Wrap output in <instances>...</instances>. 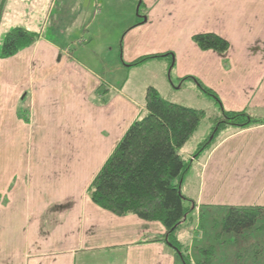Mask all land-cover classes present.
Masks as SVG:
<instances>
[{
    "label": "crops",
    "instance_id": "obj_1",
    "mask_svg": "<svg viewBox=\"0 0 264 264\" xmlns=\"http://www.w3.org/2000/svg\"><path fill=\"white\" fill-rule=\"evenodd\" d=\"M40 1L47 8L44 26L38 27L32 15L24 27L40 35L38 42L0 59L5 69L0 74V148L30 152L17 156L16 150L10 160L0 154V264H183L160 241L166 233L160 222L104 210L92 201L89 187L144 113L149 87L181 105L184 87L204 99L188 79L193 78L214 91L227 112L264 118V0H140L144 16L126 27L119 53L108 61L94 60V67L72 55L70 44L60 38L63 32L46 35L59 0ZM82 1L62 0L66 16L61 19L81 17ZM30 10L25 9L26 18ZM205 33L226 39L229 51L201 50L193 37ZM77 43L90 44L84 38ZM165 54L173 56L127 67ZM143 75L146 79L138 82ZM102 83L106 94L99 92ZM208 123V131L199 128L192 137L194 151H181L192 158L181 190L196 218L200 223L208 216L223 218L234 206L264 208V125L227 127L196 159L192 155L212 130ZM199 226L185 228L180 242L201 239Z\"/></svg>",
    "mask_w": 264,
    "mask_h": 264
},
{
    "label": "trees",
    "instance_id": "obj_2",
    "mask_svg": "<svg viewBox=\"0 0 264 264\" xmlns=\"http://www.w3.org/2000/svg\"><path fill=\"white\" fill-rule=\"evenodd\" d=\"M6 2L7 0L0 1V18ZM139 7L141 9L144 4L141 3ZM39 38V34L24 27L12 28L4 37L0 59L15 57L34 46ZM193 41L203 51L213 50L226 54L230 49V43L226 39L213 33L197 34ZM121 47L122 43L120 49ZM172 56L173 54L145 56L127 67H139L150 60ZM188 79L195 81L202 94L213 99L221 111L209 139L199 146L194 158L197 159L204 151L209 150L218 134L227 127L242 130L264 125V118L255 117L248 112H227L214 91L196 79ZM105 89L106 86L102 83L99 92L108 93ZM206 117L205 110L172 103L164 99L154 87H149L144 113L129 127L89 187L92 201L104 210L117 216L134 214L146 221L160 222L166 229L160 241L170 247L183 264H212L216 253L213 246L202 248L199 253L204 258L199 263H194L188 249L178 238V231L194 211L192 206H186L189 200L181 190V183L191 169L192 162L181 151ZM22 118L27 117L23 114ZM263 218V207H228L221 221H214L215 227L220 228L216 236L221 238L227 234L241 235L246 231L264 232ZM260 254L261 249L256 251L255 258H259Z\"/></svg>",
    "mask_w": 264,
    "mask_h": 264
},
{
    "label": "rangeland",
    "instance_id": "obj_3",
    "mask_svg": "<svg viewBox=\"0 0 264 264\" xmlns=\"http://www.w3.org/2000/svg\"><path fill=\"white\" fill-rule=\"evenodd\" d=\"M31 1L32 0H7L4 11H1L2 17L0 18V50L4 37L6 36V29L9 31L17 26L26 27L30 20V17L28 16L33 15L35 17V22L38 27L39 25L41 28L44 26V14L47 10L44 2L40 0H37L36 2ZM61 1L62 0H59L56 8L51 14L53 17L46 28V35L53 36L57 32H63L60 38L70 44L72 55L79 61L88 60L91 63L94 60L108 61L114 58V56L120 51V43H122V39L124 38L126 27H130L136 21L141 20L140 18L144 16L145 13L144 7L141 9L138 7L140 0H87L86 2L84 0L82 1V4H80L84 9L81 17L71 18V21H69L61 19L62 15L66 16L65 11L63 10L64 4H61ZM27 8H32L33 10H30V12L26 14V18L25 9ZM3 14L6 17V22H4L6 25H2ZM70 14H72L71 17L75 15L74 11L70 12ZM12 16L16 19L12 20ZM12 22L18 23L12 24ZM58 23H61L63 26L57 28ZM80 38H84L85 41L87 43L90 42V44L87 45V47L78 44L77 42ZM21 57L27 58L25 60H30L25 53H23ZM91 65L94 67V63ZM94 69L99 72L102 71L97 66ZM102 69L105 76L108 74L111 75L108 68ZM3 73H5V69L0 66V74L3 75ZM16 74L20 73L17 72ZM137 79L138 82H143L146 79V76H138ZM179 87L180 84H178L176 89H179ZM179 92L180 98H178V102L183 103L181 105L206 111L207 117L200 126L201 132L208 131L210 127V125H208V120L211 123V127H213L215 120H217L216 118L221 115V111L216 102L213 99L206 97V95H203L204 99L192 97L191 91L185 87ZM27 97L28 95H25L22 99H27ZM26 99L23 106L24 108L28 105ZM207 139H209V137ZM192 140L193 139H191L184 148L186 153H192L194 151L193 149L195 147ZM0 149H2L0 153L2 155L1 157L5 156L8 157V159L14 154V151L15 154H17L16 150H18L17 156H19V154L25 156L30 153L26 147L16 148L14 146L13 148L7 147ZM26 159L27 158L24 160ZM188 159L191 160L192 158L189 157ZM186 206L190 207V204L186 202ZM190 218L194 219V224L191 225L190 220L187 223L185 222L183 224L185 227H182L180 231H178V234L182 236L183 232H186L185 228L189 232L190 230L192 231L195 226L198 227L200 225L199 232L203 235L201 239H187V237L185 238L184 236V238H182L183 244L187 246L186 248L188 251H191L189 256L194 263H199L204 258L199 253L200 249L213 246L216 248V253L212 260V264H264V232L246 231L241 235L227 234L224 237L218 238L216 235L220 228L217 229V227H215V218L210 220L208 216L202 223H200L199 219L196 218V215L193 212L190 213ZM216 219L221 221V218ZM259 249H261L262 254L258 256L259 258H255V253Z\"/></svg>",
    "mask_w": 264,
    "mask_h": 264
}]
</instances>
